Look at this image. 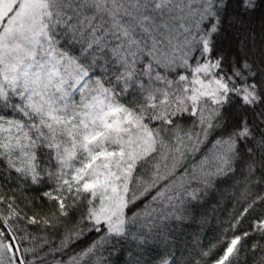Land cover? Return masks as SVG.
<instances>
[{
    "label": "snow or ice",
    "instance_id": "snow-or-ice-1",
    "mask_svg": "<svg viewBox=\"0 0 264 264\" xmlns=\"http://www.w3.org/2000/svg\"><path fill=\"white\" fill-rule=\"evenodd\" d=\"M261 6L0 0V264H105L120 242L128 264H247L249 251L264 264V39L232 60L218 50L226 22ZM232 182L241 211L215 242L172 251ZM33 186L47 211L21 208Z\"/></svg>",
    "mask_w": 264,
    "mask_h": 264
},
{
    "label": "trees",
    "instance_id": "trees-1",
    "mask_svg": "<svg viewBox=\"0 0 264 264\" xmlns=\"http://www.w3.org/2000/svg\"><path fill=\"white\" fill-rule=\"evenodd\" d=\"M261 39H264V6H261L253 15L245 17L242 23L238 21L233 26L229 27L226 22L225 31L218 40V50L223 51L228 56L229 60H232L237 56H243L246 49H252L253 41H255L257 47H259ZM44 190L47 189L33 186L28 188L23 194L17 192L16 196L21 208L29 214L39 209L47 211L49 208L48 204L46 202L41 203L35 199L40 195V192ZM244 191L245 188L235 182L221 186L219 191L209 196L206 201L196 209L195 215L192 216L190 220L175 230L174 247L171 250L181 254L195 246L198 240L205 248H207L210 243L215 242L232 215L234 213L238 215L239 211H241L240 204ZM255 194L256 192L253 190V195ZM25 196L29 200L34 201L35 207H24L26 203L24 199ZM261 211H264V209H261ZM77 218L78 215H73L71 217V222H75ZM250 222V219L246 220L243 225H241L240 231L249 230ZM29 230L37 237L47 235L50 241L59 242L60 232L49 230L48 233H45L38 225L29 226ZM22 234L23 233H17V235ZM96 237L97 234L94 232L88 234L85 239L79 242V247H86L92 240L96 239ZM250 245L251 241H249V248ZM130 247V245L120 242L108 251H105L103 253L105 264H128ZM164 251L165 249L163 247L154 250L151 252V257L154 258L157 256V252L162 254ZM253 259L254 256L249 251L247 254V264H253Z\"/></svg>",
    "mask_w": 264,
    "mask_h": 264
},
{
    "label": "water",
    "instance_id": "water-1",
    "mask_svg": "<svg viewBox=\"0 0 264 264\" xmlns=\"http://www.w3.org/2000/svg\"><path fill=\"white\" fill-rule=\"evenodd\" d=\"M6 230V229H5Z\"/></svg>",
    "mask_w": 264,
    "mask_h": 264
}]
</instances>
